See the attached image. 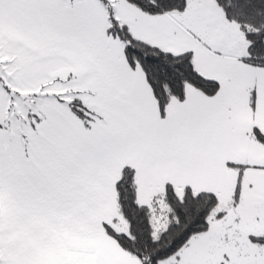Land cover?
Wrapping results in <instances>:
<instances>
[{"label":"snow or ice","instance_id":"obj_1","mask_svg":"<svg viewBox=\"0 0 264 264\" xmlns=\"http://www.w3.org/2000/svg\"><path fill=\"white\" fill-rule=\"evenodd\" d=\"M0 264H264V0H0Z\"/></svg>","mask_w":264,"mask_h":264}]
</instances>
